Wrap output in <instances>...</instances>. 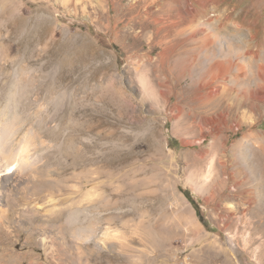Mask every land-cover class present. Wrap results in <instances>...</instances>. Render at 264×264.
<instances>
[{
  "label": "rangeland",
  "instance_id": "374dc122",
  "mask_svg": "<svg viewBox=\"0 0 264 264\" xmlns=\"http://www.w3.org/2000/svg\"><path fill=\"white\" fill-rule=\"evenodd\" d=\"M263 68L264 0H0V264H264Z\"/></svg>",
  "mask_w": 264,
  "mask_h": 264
},
{
  "label": "bare ground",
  "instance_id": "6f19581e",
  "mask_svg": "<svg viewBox=\"0 0 264 264\" xmlns=\"http://www.w3.org/2000/svg\"><path fill=\"white\" fill-rule=\"evenodd\" d=\"M210 44V39L208 36H205L204 39L202 40V46L205 48V47H208ZM180 58V57H179ZM178 58V59H179ZM165 59V58H164ZM183 60V59H182ZM167 62V60L165 61ZM176 62V61H175ZM183 62V61H181ZM188 62V61H187ZM161 63V62H160ZM185 63V62H184ZM183 64V63H182ZM180 64L179 62H176L174 63V65L172 66L173 70L176 71V69H180V71L182 70L181 68L184 69V66ZM221 64H216V67L220 66ZM186 66V65H185ZM189 67V66H188ZM170 68V67H169ZM187 68V67H186ZM222 68V67H221ZM188 69V68H187ZM187 69H184L182 70V73L183 71L186 72ZM226 69V68H225ZM261 69V68H260ZM229 68L228 70H223L221 71L222 74L223 73H228L229 72ZM263 72L260 73V77L262 78V82L263 84H259L260 85V88L258 89V91H256L255 93H252L251 96H250V101L252 104V107H256L257 103L259 101H262L263 98H264V68L262 69ZM174 71V72H175ZM213 71V69H211L210 71H206V73L204 72V74H209ZM240 71V70H239ZM218 72V71H217ZM216 72V73H217ZM177 73V72H176ZM180 73V72H179ZM213 74V73H212ZM178 75V74H177ZM182 75V74H181ZM224 75V74H223ZM227 75V74H226ZM142 84V86L145 88L146 92L147 93H150V90H149V87H148V84L146 83V80L145 78L141 75L140 78H138ZM199 87L197 88L196 86V102L198 101V103H202L205 108L206 111H211V110H216L218 107H220L221 103L220 101L225 97L227 96V90L226 88L223 86V89H211L209 91H206V92H198L197 90L198 89H201L203 86L201 85H198ZM195 101V100H194ZM61 103V99H57L54 101V105L57 106V108L59 107ZM62 104V103H61ZM229 107V106H228ZM222 108V107H221ZM237 110V109H236ZM77 113V110H76V106L73 105L72 107V113H71V120L73 121V125H76L77 124V119L75 118V115ZM55 117V116H54ZM101 119V118H100ZM86 129V128H85ZM7 133V132H6ZM9 135H7L8 137ZM71 136H72V139L73 140H76L77 137H78V134L76 133L75 130H73V132L71 133ZM1 138V137H0ZM8 140V138H7ZM7 141L3 142V143H0V150H4L5 152L8 150L7 147ZM31 146H32V143L29 141V140H26L23 144H21V146L19 147L18 151L16 152V154H13L12 155V160L11 162H5L2 163L0 162V172L1 171H5L4 174H8L10 172V170L13 168V166L15 168H18L20 167L22 164H28L30 162V159H31ZM103 148V146H102ZM116 148V147H115ZM115 150V149H114ZM116 151V150H115ZM118 151V150H117ZM114 153V152H113ZM10 156V155H9ZM83 156V153L80 151V149H74V159L77 160L78 157H81ZM8 158V157H7ZM9 159V158H8ZM119 161L121 160H118V161H113L111 158H108L107 154L102 151V149L100 148V152L98 153V155L95 157V162L98 163V172L100 173H104V169L106 166H111V165H116L118 163H120ZM116 163V164H115ZM97 170V169H96ZM95 179H83L82 180V183H85V184H89L90 182L94 181ZM94 184L97 186L98 182H94ZM94 185V186H95ZM90 191L92 190H89V193L90 194ZM111 191H113L114 195L116 196H119L120 195V190H119V187L117 188H111ZM101 202V201H100ZM104 203V202H103ZM102 203V204H103ZM7 208H3L2 206L0 207V214H7ZM4 216V215H3ZM77 229V228H76ZM8 231V230H7ZM80 231V230H79ZM10 233L9 231L7 233H5V237L6 236H9ZM12 235V234H11ZM18 243L17 242H14V246H17ZM35 249V248H34ZM53 255V254H52ZM42 257V254L39 256V258ZM24 261H22L21 263L19 264H22Z\"/></svg>",
  "mask_w": 264,
  "mask_h": 264
},
{
  "label": "built area",
  "instance_id": "2783aa9c",
  "mask_svg": "<svg viewBox=\"0 0 264 264\" xmlns=\"http://www.w3.org/2000/svg\"><path fill=\"white\" fill-rule=\"evenodd\" d=\"M186 264H190V263H186Z\"/></svg>",
  "mask_w": 264,
  "mask_h": 264
}]
</instances>
